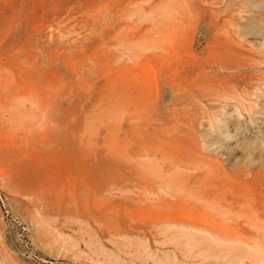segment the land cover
<instances>
[{"label":"rangeland","instance_id":"rangeland-1","mask_svg":"<svg viewBox=\"0 0 264 264\" xmlns=\"http://www.w3.org/2000/svg\"><path fill=\"white\" fill-rule=\"evenodd\" d=\"M0 264H264V0H0Z\"/></svg>","mask_w":264,"mask_h":264}]
</instances>
